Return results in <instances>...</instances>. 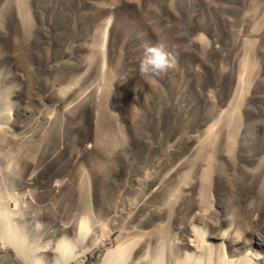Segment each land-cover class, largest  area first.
Returning a JSON list of instances; mask_svg holds the SVG:
<instances>
[{
	"label": "rangeland",
	"instance_id": "1",
	"mask_svg": "<svg viewBox=\"0 0 264 264\" xmlns=\"http://www.w3.org/2000/svg\"><path fill=\"white\" fill-rule=\"evenodd\" d=\"M157 43L176 66L144 75ZM0 99V194L86 224L64 264L264 258V0H0Z\"/></svg>",
	"mask_w": 264,
	"mask_h": 264
},
{
	"label": "bare ground",
	"instance_id": "2",
	"mask_svg": "<svg viewBox=\"0 0 264 264\" xmlns=\"http://www.w3.org/2000/svg\"><path fill=\"white\" fill-rule=\"evenodd\" d=\"M106 34L107 26L104 37H106ZM0 102H2V99H0ZM23 157L25 156L23 155ZM207 169H213L212 165H209ZM205 174L204 178L209 179L210 175L205 176ZM23 207V205H19L18 199H14L6 193L0 194V250L12 248L24 264H35L37 260L42 261L43 256H48L53 260L52 264H60V262L64 264V260H68V251L71 252L75 248L74 243L83 241L82 239L86 236L84 235L86 232L84 231V229L86 230L85 222L83 220L79 221L72 237H68L70 225H65L57 231H50L41 226L35 217H32L33 220L30 227H28V223L22 219L18 211V208ZM197 231L198 229L194 230L195 236L199 234H197ZM60 234L61 237L56 238ZM49 237H53V239H49ZM197 240H189V246L193 248V253L186 254L183 259H177L175 264H264V258L255 254L251 255L246 251H243V253L246 252L245 254L240 253L242 251H235L230 258H214L212 248L199 245ZM150 243L145 247L144 254L136 261L137 264H166L162 262L161 250H157ZM202 244L204 243L202 242ZM70 257L69 259H72L74 254ZM109 257L111 255H108L107 259Z\"/></svg>",
	"mask_w": 264,
	"mask_h": 264
},
{
	"label": "clouds",
	"instance_id": "3",
	"mask_svg": "<svg viewBox=\"0 0 264 264\" xmlns=\"http://www.w3.org/2000/svg\"><path fill=\"white\" fill-rule=\"evenodd\" d=\"M107 22L111 23V18ZM175 66L176 56L167 51L164 45L157 43L144 46V55L139 63L140 73L157 77L167 70L175 68ZM35 264H42V261L37 260Z\"/></svg>",
	"mask_w": 264,
	"mask_h": 264
}]
</instances>
